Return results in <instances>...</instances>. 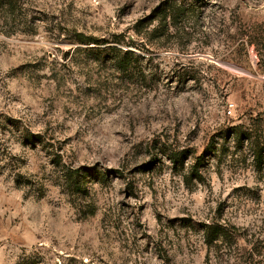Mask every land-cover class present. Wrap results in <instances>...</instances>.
Segmentation results:
<instances>
[{
    "label": "rangeland",
    "instance_id": "obj_1",
    "mask_svg": "<svg viewBox=\"0 0 264 264\" xmlns=\"http://www.w3.org/2000/svg\"><path fill=\"white\" fill-rule=\"evenodd\" d=\"M0 264H264V0H0Z\"/></svg>",
    "mask_w": 264,
    "mask_h": 264
},
{
    "label": "trees",
    "instance_id": "obj_2",
    "mask_svg": "<svg viewBox=\"0 0 264 264\" xmlns=\"http://www.w3.org/2000/svg\"><path fill=\"white\" fill-rule=\"evenodd\" d=\"M166 6L158 8V15H162V18L164 17V20L166 21L169 17L174 18L173 13L177 11V8H174L173 6H169L167 3ZM81 39L78 41L79 43H83L84 45L88 46L89 44H93L94 46L92 48H89L90 51H94L95 49H99L97 42H92L88 37H85L83 35H78ZM94 49V50H91ZM106 50H109L111 52V57L109 58L111 62H113L114 67L117 71L123 74L133 73L134 68L136 67L135 64L139 57L135 54V52L131 50H122L117 49L116 47L107 48ZM96 51V50H95ZM26 139L31 142H37L39 144L42 143V138L39 135H31L29 133H26ZM205 238H207V242L212 245L213 242L220 240V239H226L227 234L225 231L217 226L216 224L207 225L205 227L204 232Z\"/></svg>",
    "mask_w": 264,
    "mask_h": 264
}]
</instances>
